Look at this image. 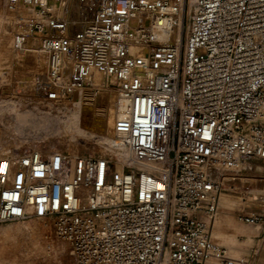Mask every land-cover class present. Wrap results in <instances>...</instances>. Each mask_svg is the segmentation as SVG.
Masks as SVG:
<instances>
[{
    "label": "built area",
    "instance_id": "1",
    "mask_svg": "<svg viewBox=\"0 0 264 264\" xmlns=\"http://www.w3.org/2000/svg\"><path fill=\"white\" fill-rule=\"evenodd\" d=\"M6 2L32 10L30 29L65 31L41 40L49 100L106 81L129 115L117 125L127 147L120 170L89 154L0 153V223L50 218L72 264H230L212 225L225 176L264 167V0H102L72 36L57 10L64 1ZM136 13L169 20L173 42L132 55ZM242 220L264 240V212Z\"/></svg>",
    "mask_w": 264,
    "mask_h": 264
},
{
    "label": "rangeland",
    "instance_id": "2",
    "mask_svg": "<svg viewBox=\"0 0 264 264\" xmlns=\"http://www.w3.org/2000/svg\"><path fill=\"white\" fill-rule=\"evenodd\" d=\"M63 1L61 16L67 21L66 35L69 36L94 19L102 2L58 0L60 3ZM23 7L11 15L7 11L6 0H0V153L37 150L47 155L60 151L66 152L70 158L89 154L109 159L116 169V159L108 156L112 155L110 143L115 146L117 139L113 132L118 112L115 87L104 81V85L96 90L82 89L80 92L91 95L93 102L83 106L87 109L77 106L78 111L73 116L71 112L79 92L70 93L63 103L50 101L41 85L47 59L39 53L38 45L43 37L59 34L50 28L42 32L30 29L26 21L30 14ZM18 36L22 38L21 49L13 45ZM99 111H103L102 117L97 115ZM75 121L79 131L64 129L66 122ZM247 168L250 171L242 169L234 183L224 185L212 233L222 211L234 216L247 234L257 233L255 225L246 224L241 218L242 214L264 212V167L250 164ZM214 237L217 245H226L222 239ZM226 249L227 255H231L228 247ZM0 264H72V258L69 244L57 237L52 220L31 217L0 223ZM210 264L221 262L213 260Z\"/></svg>",
    "mask_w": 264,
    "mask_h": 264
},
{
    "label": "bare ground",
    "instance_id": "3",
    "mask_svg": "<svg viewBox=\"0 0 264 264\" xmlns=\"http://www.w3.org/2000/svg\"><path fill=\"white\" fill-rule=\"evenodd\" d=\"M137 1L154 3L157 0H137ZM189 1L192 2L193 0H189ZM6 7H7V11L11 15H14V13L16 11L11 10L8 7L7 2H6ZM19 9H22V7H19ZM24 9H26L28 12L32 11L28 7L24 8ZM57 10H58V13H61L60 6L57 7ZM138 24L144 25V27H146L149 30V35H150L151 40L150 39H144V38H142V36H140V34L137 32V29H136L137 28L136 26ZM128 25H129V27H131V32H132L131 41L129 42L130 43L129 51L132 55H136V56L143 55L154 44L172 43L174 40V28L172 27L169 20L162 21L160 24H158V23L152 22L150 20V17L148 16V14L143 15L141 13H138V14L136 13V14H132L128 18ZM60 33L65 34V31L64 30L59 31L58 34H60ZM13 45L16 49H21L23 47L22 40L19 36L13 40ZM38 50H39V53L41 54V56L45 59L46 54L41 49V41H39ZM103 81L104 80H103L102 71L100 69H95L93 72V79H92L93 84L98 85L100 83H103ZM80 91H82V89L77 91V92H79V97L73 104L74 109L71 112L72 116L78 111V110H76L77 106L83 107L86 105H91L93 102V98L91 97V95H88V94L83 95ZM117 94H118V102H117L118 103V112H117V117L115 118L114 126H113L114 136L117 137V139H116V142L114 144L115 146H113V144L110 143L109 148H110V153H112V155L110 154L108 156L115 158L117 161V164H126L127 163V147H126L125 134L118 129L117 125L119 122L125 120L128 117V115H129V102L121 93L117 92ZM50 101L56 102V104L58 101L59 102L62 101L60 103H63V99H61V100H50ZM83 108L87 109L86 107H83ZM97 115L102 117L103 111H99V113ZM76 122L77 121L70 122V123L66 122V125H64L65 126L64 129H66L67 131L71 130V129H74L75 131H79L80 129H79L78 125L75 124ZM100 125H99V127H100ZM107 154H108V152H107ZM71 159H72V161L74 160V158H71ZM116 169L120 170V167L117 166ZM234 179H235V177H233V176H225V178L223 180V184L225 185L228 183H234ZM222 195H223V192H221V194H220V199H221ZM254 228L259 230L258 226H254Z\"/></svg>",
    "mask_w": 264,
    "mask_h": 264
},
{
    "label": "crops",
    "instance_id": "4",
    "mask_svg": "<svg viewBox=\"0 0 264 264\" xmlns=\"http://www.w3.org/2000/svg\"><path fill=\"white\" fill-rule=\"evenodd\" d=\"M221 205L228 207L226 204ZM244 215L246 214H242V217ZM215 220L216 216L213 221L212 232ZM237 232H244V234L238 235ZM212 234L215 239H222L226 243V245L221 244L219 246L225 249L228 247L231 252V255H227L231 259L230 264H264V240L261 239L258 229L256 234H247V230L234 219V216L222 211L219 212L217 226ZM221 264H225V262Z\"/></svg>",
    "mask_w": 264,
    "mask_h": 264
}]
</instances>
